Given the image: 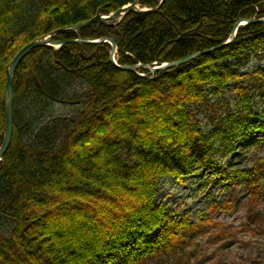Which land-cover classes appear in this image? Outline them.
I'll return each instance as SVG.
<instances>
[{"label": "trees", "instance_id": "16d2710c", "mask_svg": "<svg viewBox=\"0 0 264 264\" xmlns=\"http://www.w3.org/2000/svg\"><path fill=\"white\" fill-rule=\"evenodd\" d=\"M138 0H0V146L7 68L29 43L110 14ZM161 0H140L156 7ZM264 17V0H166L156 12H130L55 35V41L118 44L119 64H162L223 44L239 19ZM111 44L39 46L14 79V132L0 162V264H202V249L225 253L264 220V155L231 156L264 131L256 98L264 66V22L241 26L228 46L150 74L122 70ZM235 96L219 114L227 95ZM51 102L74 107L53 116ZM202 111L213 115L206 131ZM220 115V116H219ZM246 152L248 147L245 146ZM247 154V153H246ZM222 177L227 199L193 220L158 200L164 179L180 184L200 170ZM245 211L239 227L219 220Z\"/></svg>", "mask_w": 264, "mask_h": 264}, {"label": "rangeland", "instance_id": "374dc122", "mask_svg": "<svg viewBox=\"0 0 264 264\" xmlns=\"http://www.w3.org/2000/svg\"><path fill=\"white\" fill-rule=\"evenodd\" d=\"M258 66H264V53L260 59L251 56L249 61L242 66V70L252 71ZM51 103L52 105L49 109L53 116H68L75 111L74 107L68 103ZM228 104L232 108L235 107L234 95L228 94L227 103L222 102L223 107L219 109V114L223 116L226 122L227 114L224 111ZM256 107L258 112L263 114L262 117L264 119V98L261 95L256 98ZM199 117L206 131H210L213 127V121L219 119L217 116L213 120V115L209 111H202ZM245 146L248 147V152H246ZM236 149V155H241L244 158L247 156V161L249 162L264 155V131L255 134L253 139L248 140L247 143L238 146ZM233 158L234 156L232 155L223 159L222 164L227 166L232 162ZM225 185L226 183L222 177H217L214 171L203 169L189 177L184 184H180L171 178L164 179L157 198L159 201H164L177 216L189 213L195 220L201 211L208 210L211 203L215 201L222 202L227 199L228 191L223 190ZM244 215L245 211L242 210L233 216L225 213L218 215V218L225 224L242 229L239 226L244 220ZM259 230V235H254L251 232L239 235V245L231 246L225 253H219L217 247L202 249L199 253L203 258L202 264H264V220ZM112 264H123V260L122 258H117Z\"/></svg>", "mask_w": 264, "mask_h": 264}, {"label": "water", "instance_id": "95a60500", "mask_svg": "<svg viewBox=\"0 0 264 264\" xmlns=\"http://www.w3.org/2000/svg\"><path fill=\"white\" fill-rule=\"evenodd\" d=\"M166 0H161L160 3L156 7H142L140 0L136 1L135 3H130L125 6H122L119 8L117 11L112 12L108 15L99 13L96 16H94L92 19L88 21H84L72 26H68L62 29H58L49 35L39 38L34 40L33 42L27 44L16 56L15 58L9 63L8 68H7V84H6V89H5V112H6V126H5V133H4V139L3 142L0 146V161L3 160L6 152L8 151L12 138H13V132H14V109H13V104H14V79H15V74L16 70L21 63V61L36 47L39 46H50L53 48H59L63 44L66 43H103V42H108L111 44V52H110V58L111 61L117 65L120 69L122 70H127V71H132L142 77H147V74L140 73L139 68L144 67L149 70L150 74H155L158 71L161 70H167L170 68L178 67L180 65H183L185 63H188L198 57H201L203 55L209 54L211 52H214L216 50H219L223 47L228 46L230 43H232L237 35V32L242 25L246 24H251V23H258V22H264V17L261 18H252V19H239L233 29L232 32L227 39V41L223 44L197 51L193 54H190L189 56L182 58L180 60L172 61V62H164L162 64H143V63H138L136 65H128L124 64L121 65L117 62L116 59V53L118 50V44L117 42L109 37H102L100 39L96 40H89V39H82L80 36L77 39H71V40H63V41H55L54 37L56 34L60 32H64L67 30H72L75 31L78 35L79 32L81 31L82 28L91 25L93 22H96L100 20L101 22L104 23H110L111 21H121L127 14L130 12H136V13H141V14H148L152 12L158 11L163 4L165 3Z\"/></svg>", "mask_w": 264, "mask_h": 264}]
</instances>
